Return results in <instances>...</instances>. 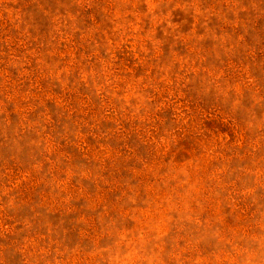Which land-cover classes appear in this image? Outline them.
Returning <instances> with one entry per match:
<instances>
[{
  "label": "rangeland",
  "instance_id": "rangeland-1",
  "mask_svg": "<svg viewBox=\"0 0 264 264\" xmlns=\"http://www.w3.org/2000/svg\"><path fill=\"white\" fill-rule=\"evenodd\" d=\"M0 264H264V0H0Z\"/></svg>",
  "mask_w": 264,
  "mask_h": 264
}]
</instances>
